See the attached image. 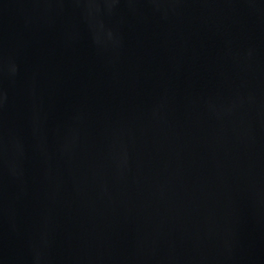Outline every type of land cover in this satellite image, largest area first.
Returning a JSON list of instances; mask_svg holds the SVG:
<instances>
[{"label": "water", "instance_id": "95a60500", "mask_svg": "<svg viewBox=\"0 0 264 264\" xmlns=\"http://www.w3.org/2000/svg\"><path fill=\"white\" fill-rule=\"evenodd\" d=\"M0 264H264V0H0Z\"/></svg>", "mask_w": 264, "mask_h": 264}]
</instances>
